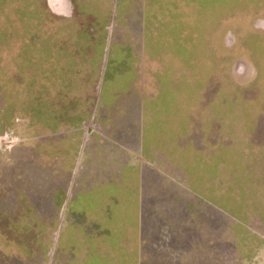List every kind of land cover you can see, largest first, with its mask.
I'll use <instances>...</instances> for the list:
<instances>
[{"label": "crops", "instance_id": "0c3cea01", "mask_svg": "<svg viewBox=\"0 0 264 264\" xmlns=\"http://www.w3.org/2000/svg\"><path fill=\"white\" fill-rule=\"evenodd\" d=\"M229 1L219 14L244 6ZM201 6L203 0H0L3 111L12 108V71L29 72L32 88L14 100L26 115L16 127L22 137L13 133L12 115L0 135L11 152L22 140L18 170L10 160L0 175L5 244H22L34 231L38 247L48 246L42 264L214 263L217 250L202 245L198 228L171 219L153 173L155 166L179 169L187 158L188 123L198 111L185 79L191 54H205L235 83L251 82L237 70L258 76L251 59L237 68V45L247 56L254 50L245 33L237 36L235 15H225L235 27L219 41L188 27V12ZM46 21H66L78 33L56 36ZM252 26L264 35V17ZM191 140L197 153L201 142ZM242 183L246 202L260 199L264 231V170ZM244 247L243 264H264V235Z\"/></svg>", "mask_w": 264, "mask_h": 264}, {"label": "rangeland", "instance_id": "374dc122", "mask_svg": "<svg viewBox=\"0 0 264 264\" xmlns=\"http://www.w3.org/2000/svg\"><path fill=\"white\" fill-rule=\"evenodd\" d=\"M227 1L229 0H203V6L199 8L198 13L188 12V27L199 26L200 38L209 32L212 35L216 33V41H219L229 27H235L223 22L225 15H235L238 19L236 25L239 24L240 27H237V36H244L245 33L246 45L254 50V53L247 56L245 46L237 45L234 53L237 68L244 67V60L251 59L258 69V76L255 78L256 71L237 70V78L244 77L245 81L251 82L235 83L227 78L224 69L215 70L207 62L205 54H191L192 62L188 65V75L185 79L188 82L189 98L193 99V103L198 98V107L195 109L198 111L194 112V117L188 123L189 127L193 126L194 129L192 134L189 129L191 136L188 140L187 158L179 169L155 166L153 173L161 180L155 184L156 189H166L165 200L172 215L171 219H180L187 230L198 228L202 245L209 242L214 245L217 253L214 255L213 264H243L244 244L259 241L264 235L259 222L260 199L246 202L245 184L242 183L243 178L253 183L255 176L264 170L260 165L261 161L264 162V60L260 37L264 35L254 31L252 26L254 19L264 17V1L241 0L244 2L243 7L234 9L233 13L219 14L217 11L223 7L221 3ZM87 25L90 26V22ZM45 28L56 36H72L78 33L75 27L67 26L66 21L52 24L46 21ZM11 75L12 108L5 113L1 106L4 96V67L1 63L0 135L3 134V125L9 120V115H12L11 124L13 133L16 134V127L21 126V121L24 122L26 115L18 114L14 100L32 91L31 88L28 92L29 88L26 87V83L30 81L29 72L12 71ZM22 80L25 86L21 87ZM31 129L28 131L29 135ZM21 137L16 134V138ZM192 137L201 142L202 149L197 153ZM4 138L0 137V175L5 169L4 163L10 160H17L13 170H18L19 146L22 142L18 141L11 152L10 148L2 143ZM15 187H18V184ZM2 197L3 194L0 195V198ZM251 202L253 204L249 205ZM171 222L176 223L174 220ZM29 232L26 242L12 245L5 244L4 232L0 229V264H42L48 246L38 247L36 241L39 242V238L35 236L34 231ZM45 233L49 235L50 232ZM65 241L66 238H63L59 246L56 263H61L59 259L62 261L61 251Z\"/></svg>", "mask_w": 264, "mask_h": 264}, {"label": "built area", "instance_id": "2783aa9c", "mask_svg": "<svg viewBox=\"0 0 264 264\" xmlns=\"http://www.w3.org/2000/svg\"><path fill=\"white\" fill-rule=\"evenodd\" d=\"M11 144V143H10ZM10 144H8V145H10Z\"/></svg>", "mask_w": 264, "mask_h": 264}, {"label": "flooded vegetation", "instance_id": "af4514ba", "mask_svg": "<svg viewBox=\"0 0 264 264\" xmlns=\"http://www.w3.org/2000/svg\"><path fill=\"white\" fill-rule=\"evenodd\" d=\"M9 143H10V142H9ZM9 143H8V144H9Z\"/></svg>", "mask_w": 264, "mask_h": 264}]
</instances>
